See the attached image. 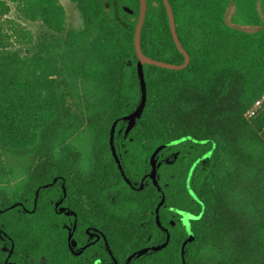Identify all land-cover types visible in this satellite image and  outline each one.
<instances>
[{
    "label": "trees",
    "instance_id": "obj_1",
    "mask_svg": "<svg viewBox=\"0 0 264 264\" xmlns=\"http://www.w3.org/2000/svg\"><path fill=\"white\" fill-rule=\"evenodd\" d=\"M71 1L79 25L60 0H0V229L14 244L9 260H72L51 200L63 181L82 228H100L120 264L167 233L165 247L128 264H264V0H168L190 60L180 69L144 63L146 103L126 137L124 116L141 99L140 0ZM140 37L146 55L184 62L163 0H147ZM115 121L130 179L150 171L164 144L161 188L125 181L109 141ZM8 252L0 248V264Z\"/></svg>",
    "mask_w": 264,
    "mask_h": 264
},
{
    "label": "flooded vegetation",
    "instance_id": "obj_2",
    "mask_svg": "<svg viewBox=\"0 0 264 264\" xmlns=\"http://www.w3.org/2000/svg\"><path fill=\"white\" fill-rule=\"evenodd\" d=\"M245 26H249V25H245ZM126 127H127V123L125 125V130H126ZM128 135H129V132L128 133L124 132V134L122 136L126 137ZM111 152H112V150H111ZM116 152H117L118 157L120 159V155H121L120 152H118V151H116ZM158 153L156 155L157 172H158V168L161 166V156L160 155L158 156ZM112 155H113V153H112ZM150 159H151V156H150ZM115 161H116V159H115ZM120 161H121V159H120ZM150 171H151V169H150ZM150 171H148L139 180L130 179L127 176L129 178L130 182L128 183L126 180L125 181L132 188L141 189L140 186L143 187L145 185V183H147L145 181V179L150 178V176H149ZM156 178H157V176H156ZM57 180H58V178H54V182H56ZM157 181H158V179H157ZM158 185H159V183H158ZM55 191L51 190L52 194L57 193V197H51V200H52L53 206H54L53 208L56 212L55 214H56V217L58 219V222L61 221L62 226L65 228L66 244L69 248V251L72 254V260L67 262V264H78V263H81V264H83V263L84 264H86V263L87 264H120L118 259L113 254L112 249L109 247V243L107 241V237H106L105 233L100 228H98L97 226H92V225H89L86 228H82L83 222L81 221L79 223V215H78L77 210L75 209V203L72 202L71 198L69 197L68 189L66 187L65 182H63V181L60 182L59 183V189L57 188L56 193H55ZM36 194H38V191H36ZM18 203L21 206H23L24 210L29 211V209L23 205V202H18ZM160 226H161V224H160ZM0 233L2 234L1 241L3 243L2 245H0V248L3 250L9 251L7 257L5 258V264H18L17 262H15L13 260H9L10 256H12V254L14 253V244L13 243H12L11 248L7 247L8 242L12 240L11 237L6 232L2 231L1 229H0ZM157 245H161V244H157ZM150 246H153V245H148L145 247H150ZM102 247H104V249L108 252L109 256L103 255ZM145 247H143V248H145ZM143 248H141V249H143ZM141 249H139V250H141ZM139 250L137 252H133L132 254H134V253H136V255L139 254L138 253ZM148 250H150V249H148ZM132 254H130V255H132ZM128 257L126 258L125 262H123V264H125L127 262Z\"/></svg>",
    "mask_w": 264,
    "mask_h": 264
},
{
    "label": "water",
    "instance_id": "obj_3",
    "mask_svg": "<svg viewBox=\"0 0 264 264\" xmlns=\"http://www.w3.org/2000/svg\"><path fill=\"white\" fill-rule=\"evenodd\" d=\"M164 1V4L167 8V12H168V16H169V24H170V28H171V31H172V35H173V38H174V41L178 47V49L184 54V62L181 63V64H176V63H171V62H166V61H163V60H158V59H155V58H152L148 55H146L143 51H142V48H141V29H142V26H143V23H144V19H145V16H146V12H147V0H140V10H139V17H138V21H137V24H136V28H135V34H134V44H135V52H136V55H137V70H138V77H139V82H140V90H141V99H140V102L139 104L137 105V107L132 111L130 112L129 114H127L126 116H124V119L127 120V127H126V130L125 132L128 133L132 127L135 125L136 123V120L137 118H139L144 110V107H145V103H146V98H147V88H146V81H145V76H144V70H143V65L144 63H149V64H154V65H158V66H162V67H166V68H172V69H180V68H184L187 66L189 60H190V56L189 54L187 53V51L185 50V48L182 46L181 44V41L178 37V34H177V29H176V24H175V17H174V14H173V10H172V7H171V4L169 3L168 0H163ZM125 9L129 12H132V9L128 8V7H125ZM116 121L113 123L112 127H111V133H110V146H111V150H112V153L116 159V162L118 164V167L120 169V172L122 174V176L124 177V179L129 183L130 180L129 178L127 177L125 171H124V168L122 166V163L118 157V154L116 152V149L114 147V142H113V139H114V133H115V126H116ZM164 147V144L157 147L154 152L152 153L151 155V159H150V163H151V171L149 173V176L150 178L152 179V181L154 182V184L158 187V181H157V164H156V155L157 153ZM140 188H142V186H140ZM165 200V196L163 195L160 202L158 203L155 211H156V218H157V221L159 220V208L160 206L163 204ZM190 214H187V213H184V216H183V221H184V224L186 225V229L187 231L189 232V239H191L192 237V228H191V224H190ZM169 233H167V239L164 243H162L161 245H153V246H150V247H145L141 250H139V254L141 253H144L146 252L148 249H154V250H158V249H161L163 247L166 246L167 242H168V239H169ZM136 255V253L130 255L128 257V260L125 264H128L129 261L131 260V258Z\"/></svg>",
    "mask_w": 264,
    "mask_h": 264
},
{
    "label": "rangeland",
    "instance_id": "obj_4",
    "mask_svg": "<svg viewBox=\"0 0 264 264\" xmlns=\"http://www.w3.org/2000/svg\"><path fill=\"white\" fill-rule=\"evenodd\" d=\"M10 1V0H8ZM60 2L63 4V6L66 9L67 15H68V23L70 25H79L81 22V17L79 10L77 9L76 5L71 0H60ZM233 11L234 7L231 5L227 12V20L231 24L235 25V22L233 21ZM240 27L246 29V30H253L254 27L252 26H245V25H239Z\"/></svg>",
    "mask_w": 264,
    "mask_h": 264
},
{
    "label": "built area",
    "instance_id": "obj_5",
    "mask_svg": "<svg viewBox=\"0 0 264 264\" xmlns=\"http://www.w3.org/2000/svg\"><path fill=\"white\" fill-rule=\"evenodd\" d=\"M252 113V112H251Z\"/></svg>",
    "mask_w": 264,
    "mask_h": 264
}]
</instances>
